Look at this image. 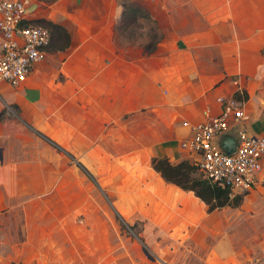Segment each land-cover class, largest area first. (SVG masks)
Returning a JSON list of instances; mask_svg holds the SVG:
<instances>
[{
    "label": "rangeland",
    "instance_id": "1",
    "mask_svg": "<svg viewBox=\"0 0 264 264\" xmlns=\"http://www.w3.org/2000/svg\"><path fill=\"white\" fill-rule=\"evenodd\" d=\"M52 1L32 0L39 22L60 23ZM118 1L140 4L150 16L114 28L117 48L132 56L160 42L171 52L177 34L169 11L181 24L208 14L214 21L216 0ZM74 48L47 50L26 82L0 81V264H264V184L237 206L208 210L192 190L166 181L150 155L162 140L151 128L166 127L167 109L128 103L103 124L102 109L88 99L86 58ZM161 60L147 64L154 75L168 62ZM127 64L129 87L140 77ZM193 175L204 178L198 168Z\"/></svg>",
    "mask_w": 264,
    "mask_h": 264
},
{
    "label": "crops",
    "instance_id": "2",
    "mask_svg": "<svg viewBox=\"0 0 264 264\" xmlns=\"http://www.w3.org/2000/svg\"><path fill=\"white\" fill-rule=\"evenodd\" d=\"M74 1L53 0L51 4L61 15L60 24L71 28L69 46H75L72 54L86 58L88 78L93 83L88 99L99 114L102 109L105 119L102 123L110 122L108 118L115 119V114L124 113L128 103L134 110L147 106L167 109L169 123L166 127L151 128L157 136H162V140L152 146L151 158L162 156L171 162L193 161V155L180 148L179 141L191 134L192 124L219 112L217 96L235 91L233 79H238L245 93L246 110L250 115L245 122L248 133L259 135L264 131V0H216L214 21L207 20L208 14L198 17L199 22L190 17L181 24L169 11L172 15L170 29L177 34L171 52L167 54L160 42L139 56L121 52L116 46L114 28L120 25L124 10L118 0H91L93 4L89 8L70 3ZM31 2L27 6L28 21L39 22L40 16L32 9ZM159 49L164 53L156 54ZM162 57L168 62L162 67L159 65L154 75L147 64H153V60L162 62ZM40 62L34 65L24 82L36 73ZM127 62L136 71L135 76L140 77L129 87L126 85L130 70ZM162 70L172 71L171 76L164 79ZM112 76L118 83H112ZM100 77L104 82L99 95ZM167 127L169 137L163 132ZM0 156L2 159L1 149ZM262 184L264 156L257 180L243 196Z\"/></svg>",
    "mask_w": 264,
    "mask_h": 264
},
{
    "label": "built area",
    "instance_id": "3",
    "mask_svg": "<svg viewBox=\"0 0 264 264\" xmlns=\"http://www.w3.org/2000/svg\"><path fill=\"white\" fill-rule=\"evenodd\" d=\"M30 0H0V81L10 86L24 82L41 61L52 40L42 22L28 23ZM233 93L220 94L219 112L191 125V134L179 141L180 148L193 155L198 170L208 181L233 193L250 189L258 178L264 156V131L248 133L246 97L238 79ZM234 137V148L226 151L222 141Z\"/></svg>",
    "mask_w": 264,
    "mask_h": 264
},
{
    "label": "trees",
    "instance_id": "4",
    "mask_svg": "<svg viewBox=\"0 0 264 264\" xmlns=\"http://www.w3.org/2000/svg\"><path fill=\"white\" fill-rule=\"evenodd\" d=\"M124 10L121 18L122 23H132L136 21L138 17H150L140 4L124 5ZM35 21H28L33 23ZM52 36V40L49 45V50L62 51L66 49L70 44V33L68 29L60 23L44 20ZM182 159L178 162H171L167 157L152 156L151 165L160 173V175L168 182H172L182 189L192 190L198 197H200L208 207V210L219 208L224 205L237 206L243 199V193H233L227 187H223L217 183L208 181L205 178L193 175L194 169L198 168L197 164ZM121 227L125 228L126 224L120 222ZM136 225L132 224L129 227L134 228ZM142 240L141 237H139Z\"/></svg>",
    "mask_w": 264,
    "mask_h": 264
},
{
    "label": "water",
    "instance_id": "5",
    "mask_svg": "<svg viewBox=\"0 0 264 264\" xmlns=\"http://www.w3.org/2000/svg\"><path fill=\"white\" fill-rule=\"evenodd\" d=\"M222 145L226 149V151H231L233 148V145H234V137L233 136L226 137L222 141ZM0 158H1V156H0Z\"/></svg>",
    "mask_w": 264,
    "mask_h": 264
}]
</instances>
